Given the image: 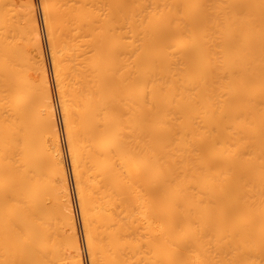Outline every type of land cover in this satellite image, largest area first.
Segmentation results:
<instances>
[{"label":"bare ground","instance_id":"bare-ground-1","mask_svg":"<svg viewBox=\"0 0 264 264\" xmlns=\"http://www.w3.org/2000/svg\"><path fill=\"white\" fill-rule=\"evenodd\" d=\"M40 2L64 128L0 0V259L84 263L70 150L89 263L264 264V0Z\"/></svg>","mask_w":264,"mask_h":264},{"label":"rangeland","instance_id":"rangeland-1","mask_svg":"<svg viewBox=\"0 0 264 264\" xmlns=\"http://www.w3.org/2000/svg\"><path fill=\"white\" fill-rule=\"evenodd\" d=\"M40 1H42V0H36V2H37V4L36 5H38V8H37V12H38V14H39V16H38V18L40 17V21H39V26H40V24H41V27H40V30H42V32H41V36H42V34H43V36H42V44H43V47L45 48L44 50H46L45 51V57L47 58L46 59V64H47V70H48V73H49V75H51L50 77H51V81H52V88H53V90L51 89V92H52V96L54 97V99H55V101H56V106H57V108H56V110H57V113H58V117L60 118V120H59V124H60V127H63V123H62V111H60L61 110V108H60V104H59V99H58V90H56V88H57V86H56V82H54V80H55V78H53L54 77V75H53V71H52V69L53 68H51L52 66H51V64H52V62H51V60L49 59V58H51V56H50V51H48V46H46L48 43V41H47V34H45L46 32V30H45V28L44 27H46V26H44V22H43V20L44 19H42L41 17H42V10L40 9L41 7L40 6H42L41 4H39V2ZM40 3H42V2H40ZM42 19V20H41ZM44 23V24H43ZM44 38V39H43ZM47 38V39H46ZM47 43V44H46ZM46 44V45H45ZM49 55V56H48ZM47 60H49V61H47ZM47 62H49V63H47ZM49 65V66H48ZM49 67V68H48ZM56 87V88H55ZM58 89V88H57ZM54 92V93H53ZM56 96V97H55ZM60 109V110H59ZM61 114V115H60ZM64 128V127H63ZM63 128H61L62 129V135H64V131H63ZM63 139H66V137H65V135L63 136ZM67 140H64V143H66L65 144V146H67V142H66ZM68 147H69V145H68ZM69 149V148H68ZM68 153H70V150H69V152ZM67 152H66V154H65V156H66V158H64V156H63V160L65 161V159H67V162L65 161V164L67 163V172H69V174H68V177L70 176V178H69V182L72 184H70L71 185V188H72V199L74 198V200H73V205H74V209H76L75 211H76V218H77V220H78V218H79V220H78V222H79V224H77V225H79V227H78V231H79V239H80V242L82 243V250H84L83 251V255H84V263H82V261H78V264H91V263H89V259H90V257H88L89 255V252L87 251L88 249L85 247V246H87V243H86V240L84 239L85 238V236H83V224H82V222H81V215H80V212L81 211H79L80 210V208L79 207H81L80 206V203L78 202L79 200H78V197H77V195H75V194H77V192H76V188L73 186V184H74V182H73V173H72V171L70 170V168H71V166H69L70 165V163L72 162H70V160H72V159H70L69 158V156H70V154H68ZM71 157V156H70ZM69 158V159H68ZM68 169L71 171H68ZM72 169V168H71ZM75 189H74V188ZM78 200V201H77ZM99 200H98V198L97 197H93V198H91V200H89V202H90V213H94V212H96L97 211V208H95L94 210H92V207H96L97 205H98V202ZM78 203H79V205H78ZM75 206H76V208H75ZM79 216H78V215ZM81 219V220H80ZM77 222V223H78ZM81 222V223H80ZM80 224H82V225H80ZM82 233V234H81ZM81 235V236H80ZM82 238V239H81ZM85 240V241H84ZM86 243V244H85ZM87 249V250H86ZM0 252H2L1 250H0ZM85 252V253H84ZM88 254H87V253ZM88 257V258H87ZM0 264H6V262H5V258L3 257V258H1L0 259ZM8 264V263H7ZM10 264V263H9ZM44 264H71V260H70V257H69V255H67V249L66 248H63V249H60L59 251H57V252H55V253H53L52 255H51V257H48V260H46V262L44 263Z\"/></svg>","mask_w":264,"mask_h":264}]
</instances>
